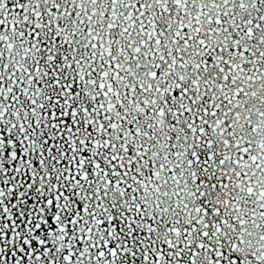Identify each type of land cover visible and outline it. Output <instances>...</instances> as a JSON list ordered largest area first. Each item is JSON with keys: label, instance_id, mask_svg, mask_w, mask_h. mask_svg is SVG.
Returning a JSON list of instances; mask_svg holds the SVG:
<instances>
[{"label": "snow or ice", "instance_id": "1", "mask_svg": "<svg viewBox=\"0 0 264 264\" xmlns=\"http://www.w3.org/2000/svg\"><path fill=\"white\" fill-rule=\"evenodd\" d=\"M0 264H264V0H0Z\"/></svg>", "mask_w": 264, "mask_h": 264}]
</instances>
